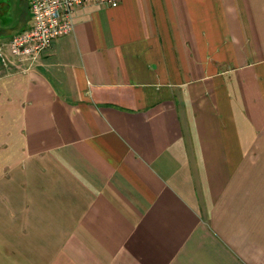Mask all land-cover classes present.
Returning a JSON list of instances; mask_svg holds the SVG:
<instances>
[{
    "label": "crops",
    "instance_id": "crops-1",
    "mask_svg": "<svg viewBox=\"0 0 264 264\" xmlns=\"http://www.w3.org/2000/svg\"><path fill=\"white\" fill-rule=\"evenodd\" d=\"M0 22V264H264V0L76 9L38 59Z\"/></svg>",
    "mask_w": 264,
    "mask_h": 264
},
{
    "label": "built area",
    "instance_id": "built-area-1",
    "mask_svg": "<svg viewBox=\"0 0 264 264\" xmlns=\"http://www.w3.org/2000/svg\"><path fill=\"white\" fill-rule=\"evenodd\" d=\"M120 0H26L30 23L13 34L8 46L13 55L34 62L52 41L74 28L76 9L86 5L116 6Z\"/></svg>",
    "mask_w": 264,
    "mask_h": 264
},
{
    "label": "rangeland",
    "instance_id": "rangeland-1",
    "mask_svg": "<svg viewBox=\"0 0 264 264\" xmlns=\"http://www.w3.org/2000/svg\"><path fill=\"white\" fill-rule=\"evenodd\" d=\"M24 2H26V0H24ZM22 5L23 0H0V22H7L10 17L20 11ZM15 33L16 32L10 34L12 36Z\"/></svg>",
    "mask_w": 264,
    "mask_h": 264
},
{
    "label": "trees",
    "instance_id": "trees-1",
    "mask_svg": "<svg viewBox=\"0 0 264 264\" xmlns=\"http://www.w3.org/2000/svg\"><path fill=\"white\" fill-rule=\"evenodd\" d=\"M22 29H23V28H22ZM22 29H20V30H22ZM20 30H19V31H20Z\"/></svg>",
    "mask_w": 264,
    "mask_h": 264
}]
</instances>
